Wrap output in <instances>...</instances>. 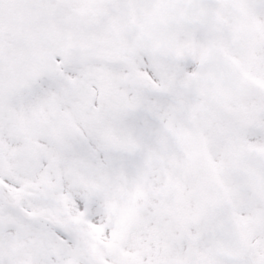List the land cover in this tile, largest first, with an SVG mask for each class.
Listing matches in <instances>:
<instances>
[{
  "label": "snow or ice",
  "instance_id": "6c2138e0",
  "mask_svg": "<svg viewBox=\"0 0 264 264\" xmlns=\"http://www.w3.org/2000/svg\"><path fill=\"white\" fill-rule=\"evenodd\" d=\"M0 264H264V0H0Z\"/></svg>",
  "mask_w": 264,
  "mask_h": 264
}]
</instances>
